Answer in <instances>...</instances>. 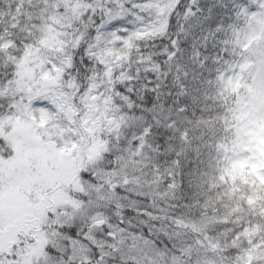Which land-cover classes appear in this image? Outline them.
<instances>
[{
    "label": "snow or ice",
    "instance_id": "1",
    "mask_svg": "<svg viewBox=\"0 0 264 264\" xmlns=\"http://www.w3.org/2000/svg\"><path fill=\"white\" fill-rule=\"evenodd\" d=\"M245 86L264 0H0V264H264Z\"/></svg>",
    "mask_w": 264,
    "mask_h": 264
},
{
    "label": "trees",
    "instance_id": "2",
    "mask_svg": "<svg viewBox=\"0 0 264 264\" xmlns=\"http://www.w3.org/2000/svg\"><path fill=\"white\" fill-rule=\"evenodd\" d=\"M231 92H235L234 87L230 86ZM245 90L249 96L247 103V111H244L247 117L248 128L242 130L241 126L237 124L238 112L234 114L236 124L233 126L234 140L229 145L225 146L224 151L226 153L225 163L226 167L222 168V175L215 182V186H223L225 184V177L227 178V200H231V197L236 192H240L241 188H234L233 182L238 181L241 186L247 184L248 188H252L253 181L250 178H255L261 185H264V179L254 170V167L249 160L240 156V153L246 151L248 144H254L258 153L264 152V117L257 120V113L264 109V92L259 87L252 88L245 86ZM211 181V174L209 176ZM237 198V202H238ZM219 203V198L216 200ZM235 206V204H233ZM264 215V211L261 212ZM212 224L205 225V227H212Z\"/></svg>",
    "mask_w": 264,
    "mask_h": 264
},
{
    "label": "rangeland",
    "instance_id": "3",
    "mask_svg": "<svg viewBox=\"0 0 264 264\" xmlns=\"http://www.w3.org/2000/svg\"><path fill=\"white\" fill-rule=\"evenodd\" d=\"M231 86H233L236 91L239 87H241V84L237 81L236 83L231 84ZM244 107L247 108V104ZM247 123V117L245 116L244 110L239 111L237 115V124L240 125L242 129H245L247 127ZM246 151L250 153L251 158L257 160V163L252 165L254 170L259 173V170L264 168V152H261L260 155L255 145L251 143L247 145ZM246 159L249 160V158ZM262 178L264 179V177ZM197 227L199 228L200 225L197 224Z\"/></svg>",
    "mask_w": 264,
    "mask_h": 264
}]
</instances>
